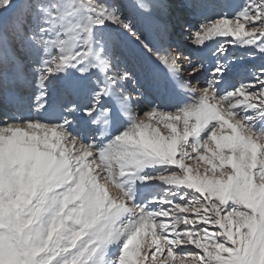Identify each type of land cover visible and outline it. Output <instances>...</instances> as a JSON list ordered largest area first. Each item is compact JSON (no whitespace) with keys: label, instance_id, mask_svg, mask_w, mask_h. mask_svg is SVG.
Returning a JSON list of instances; mask_svg holds the SVG:
<instances>
[{"label":"snow or ice","instance_id":"6c2138e0","mask_svg":"<svg viewBox=\"0 0 264 264\" xmlns=\"http://www.w3.org/2000/svg\"><path fill=\"white\" fill-rule=\"evenodd\" d=\"M0 264H264V0H0Z\"/></svg>","mask_w":264,"mask_h":264},{"label":"rangeland","instance_id":"374dc122","mask_svg":"<svg viewBox=\"0 0 264 264\" xmlns=\"http://www.w3.org/2000/svg\"><path fill=\"white\" fill-rule=\"evenodd\" d=\"M190 20H192L193 22H195V18L194 17H188ZM163 71V70H161Z\"/></svg>","mask_w":264,"mask_h":264}]
</instances>
